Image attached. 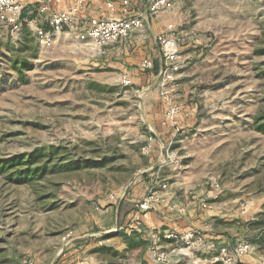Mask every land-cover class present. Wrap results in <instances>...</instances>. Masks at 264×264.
I'll return each mask as SVG.
<instances>
[{
    "label": "rangeland",
    "instance_id": "374dc122",
    "mask_svg": "<svg viewBox=\"0 0 264 264\" xmlns=\"http://www.w3.org/2000/svg\"><path fill=\"white\" fill-rule=\"evenodd\" d=\"M174 1L185 66L156 90L74 30L41 43L34 8L19 32L0 23V264H61L153 170L167 187L147 212L176 207L174 224L145 230L146 191L140 218L94 237L98 264H155L153 246L176 264H264V0Z\"/></svg>",
    "mask_w": 264,
    "mask_h": 264
},
{
    "label": "crops",
    "instance_id": "0c3cea01",
    "mask_svg": "<svg viewBox=\"0 0 264 264\" xmlns=\"http://www.w3.org/2000/svg\"><path fill=\"white\" fill-rule=\"evenodd\" d=\"M173 1V7L170 9H165L160 15L149 16L144 27L134 29L129 36L120 39L114 44L108 45L99 51L91 50L87 45L83 44L88 51L94 52L96 56L100 58V62L105 64L109 69H115L120 71L121 75L128 74L132 81V86L135 88H142L147 90L149 88L157 89V86L161 84L159 79V73L162 66L161 52L159 43L157 41V36L161 33L172 32L177 33L178 28L175 26L177 23L173 18L175 1ZM150 0H131L129 4V10L124 11V4L122 0H115L116 9L112 15L116 18H126L130 16L145 14ZM70 1L66 4H56L52 3L54 8H63L69 5ZM110 10L105 6L104 3L99 1H89L86 6L82 9L80 13L81 23L84 24L92 16H108L110 15ZM179 36V32L177 33ZM181 41V40H180ZM181 44V42H180ZM181 49L183 46L181 44ZM159 58V60L157 59ZM145 59H152L157 65L158 72L153 69H146L142 66V62ZM154 93V92H153ZM148 100V104L151 107V111H154L155 115L164 116L161 111H159V105L165 101L163 99H158L156 93ZM162 106V105H161ZM153 107V109H152ZM155 146L154 148H156ZM155 156V155H154ZM151 184L144 180L143 183L138 187L134 188L131 193L127 196L124 201L118 203L115 207H108L105 212L101 211L92 217L93 226L91 227L92 232L90 236L93 238L91 240L86 239L85 241H79L73 244L70 251L65 253L63 261L61 264H98L99 259L97 249L101 246H109L105 243V240H97L94 238L96 235H101V233H107L111 230H115L118 227V222L120 218L129 222L136 218H140V214L135 210V202L144 195V193L149 189ZM161 197L165 196L166 193L163 189H158ZM122 205V208L120 209ZM130 209L127 215L124 217L125 209ZM176 207L171 205L168 209L161 211L159 209L149 211L142 220L145 224V230L148 231H159L163 224H174L175 217L173 213H176ZM132 209V210H131ZM171 210V211H170ZM165 211H170L167 213ZM121 216V217H120ZM144 217V216H143ZM114 226H110V224ZM109 228L106 229V226ZM96 240V242L94 241ZM116 247V243L119 241H111ZM125 247V245H124ZM92 252H89L91 251ZM147 257L151 256L150 251L146 252Z\"/></svg>",
    "mask_w": 264,
    "mask_h": 264
},
{
    "label": "built area",
    "instance_id": "2783aa9c",
    "mask_svg": "<svg viewBox=\"0 0 264 264\" xmlns=\"http://www.w3.org/2000/svg\"><path fill=\"white\" fill-rule=\"evenodd\" d=\"M69 5L63 8H54L52 3L59 5ZM89 1H99L105 4L111 14L108 16H92L84 24L81 23L80 13ZM124 11L127 12L131 0H122ZM262 1V0H261ZM173 7L172 0H150L145 14L130 16L126 18H116L112 13L116 9L115 0H0V23L11 32H19L23 29V22L27 21L23 17L26 9L34 8L38 11V16L31 22L35 25V31L41 43L47 45L54 39V36L64 30H74L80 41L93 51H99L105 46L116 43L122 38L130 35L136 28L145 26L147 17L157 16L165 9ZM160 52L162 56V66L159 73L161 84L164 86L176 79L177 74L185 66L182 54L180 36L169 31L157 36ZM153 60L145 59L142 66L146 69L153 68ZM123 83H132L128 74L122 75ZM172 104L171 102H168ZM179 106H170L169 114H175ZM177 109V111H175ZM167 187V182L161 177L158 171L153 175L152 184L146 193L148 196L136 203L140 212L145 213L150 210L154 203L159 201L158 188ZM192 236V234H191ZM165 237H176L175 232L166 233ZM190 239V235L182 237ZM248 244L241 245L239 250L245 251ZM151 255L155 264H176L158 246L151 247ZM233 257V256H232Z\"/></svg>",
    "mask_w": 264,
    "mask_h": 264
},
{
    "label": "trees",
    "instance_id": "16d2710c",
    "mask_svg": "<svg viewBox=\"0 0 264 264\" xmlns=\"http://www.w3.org/2000/svg\"><path fill=\"white\" fill-rule=\"evenodd\" d=\"M26 10H28V9H26ZM26 10L24 11V13H23V17L25 18V12H26ZM35 16L37 15L38 16V11H37V9H35ZM27 24V21H24L23 22V28H24V26ZM154 63V65H153V68H154V70H155V72H157L158 71V69H157V65H156V63H155V61L153 62ZM152 68V69H153ZM263 125V127H264V123H262ZM10 162H12V161H7L6 163H3V164H9ZM157 171V170H156ZM156 171H152V173L151 174H155L156 173ZM153 175L152 176H148V174L146 175V179H147V181L150 183V184H152V179H153ZM131 238V237H130Z\"/></svg>",
    "mask_w": 264,
    "mask_h": 264
}]
</instances>
